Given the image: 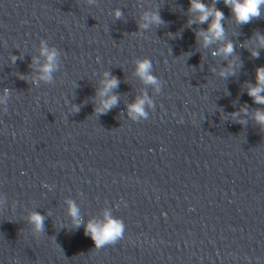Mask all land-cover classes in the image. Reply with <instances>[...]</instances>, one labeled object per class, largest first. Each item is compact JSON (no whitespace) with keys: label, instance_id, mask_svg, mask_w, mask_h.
<instances>
[{"label":"clouds","instance_id":"clouds-1","mask_svg":"<svg viewBox=\"0 0 264 264\" xmlns=\"http://www.w3.org/2000/svg\"><path fill=\"white\" fill-rule=\"evenodd\" d=\"M89 2H92V0H89ZM216 2L217 0H213V3L209 5L204 3L203 0H189V12L195 15V19H189V25L193 23L208 24L207 29H202L197 33V36L202 38L205 47L214 41H222L225 37V29L222 23L225 20V14L215 6ZM223 3L230 8L232 16L238 25L248 24L254 19H260L264 15V0H223ZM113 15L116 19H120L123 13L120 9H115ZM142 19L144 22L139 24L140 28H147L150 24L160 25L163 23L158 12L145 13ZM256 38L260 46L264 47V35L256 33ZM233 51V44L229 41L218 52H214L213 55L223 54L229 56ZM40 55L44 57L45 62L39 66L38 79L46 83L51 82L53 78L52 74L57 70L58 66V51L54 47H49L45 41H41ZM252 55L255 57L259 53L253 50ZM12 59L14 62L16 57ZM34 62L38 63L36 60ZM135 63L136 75L144 84L152 85L159 91L160 81L152 74V61L148 58H143L137 59ZM229 74H234L231 69L227 72H221L222 76ZM100 85L98 96L101 99L99 105L95 108V112L97 114H104L118 103V96L113 94L112 90L118 87L119 80L115 76H112L111 73L105 72L104 79L100 81ZM7 93L8 89H5V96ZM262 93H264V67H258L256 69V83L248 86L247 94L252 98L254 103L264 105V94ZM4 102L5 99L0 97V103ZM146 104L151 105V100L146 93H143L140 97H137L134 103L127 106L129 117L132 120L147 119ZM74 111H79V107L76 106ZM241 111L246 113L247 108H242ZM253 118L258 125L264 127V111L257 110ZM67 204L73 226L80 228L83 222L79 208L74 201L69 200ZM44 220L45 216L36 211H33L28 216V221L36 233L44 231ZM83 227L85 235L91 237L95 248H103L116 244L119 240L123 239L125 232L124 222L119 218L113 217L108 210L104 211L102 220H89L86 224H83Z\"/></svg>","mask_w":264,"mask_h":264}]
</instances>
